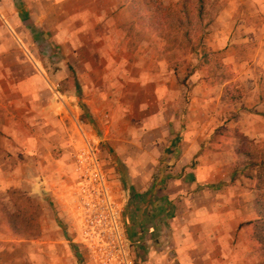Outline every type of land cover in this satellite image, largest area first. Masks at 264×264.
<instances>
[{"label": "crops", "instance_id": "crops-1", "mask_svg": "<svg viewBox=\"0 0 264 264\" xmlns=\"http://www.w3.org/2000/svg\"><path fill=\"white\" fill-rule=\"evenodd\" d=\"M136 1L0 0V193L46 191L63 208L72 157L88 142L106 167L107 151L125 162L130 183L118 205L138 262L264 264L249 178L250 162L261 159L246 158L239 143L216 144L224 126L264 152V0H216L205 44L226 55L214 71L232 65L243 97L225 104L227 83L197 72L187 82L195 98L186 115L171 65L180 51L135 22ZM197 57L202 72L208 66ZM231 152L240 161L223 174L217 161ZM115 168L107 169L112 198ZM69 243L18 235L0 214V264H78Z\"/></svg>", "mask_w": 264, "mask_h": 264}, {"label": "rangeland", "instance_id": "rangeland-1", "mask_svg": "<svg viewBox=\"0 0 264 264\" xmlns=\"http://www.w3.org/2000/svg\"><path fill=\"white\" fill-rule=\"evenodd\" d=\"M217 5L221 6L220 3ZM179 53H174L171 56V65L172 68L175 69L176 74V80L178 85H183L184 92L181 95L179 91H176V98L175 102L177 104V108L180 110L185 107V110H182V114L186 115L187 107L189 103H193L195 95L194 93L190 94V91L192 88H190V83H187L189 80V76L192 74H195L197 72L199 73L200 79H204L205 76H207V81L209 84H213L215 82H219L220 79L223 80L224 83H227L224 88L223 94V102L225 104H229L230 98H242L243 97V88L240 87L241 82L239 80H236V75L233 72L232 65H228V69L224 70L223 72L216 75L215 71L212 70L209 67H205V70H202L201 72V60H198L197 54L198 53H192V54H186L183 49H179ZM220 59L226 57L224 54L218 55ZM184 57H186L184 59ZM223 61V60H222ZM236 80V81H235ZM187 89V92H186ZM219 91V90H218ZM185 95V96H184ZM218 96H220V92H218ZM232 129H229V131ZM229 131L225 129L224 126H220L217 130L219 134H221L222 138L224 139L223 142L216 143L218 146L222 144V146L225 148L230 147H237L236 145H241L240 142L233 137V135L229 134ZM231 132V131H230ZM233 138L236 139V141H233ZM126 146V145H125ZM102 148L100 147V150ZM103 150V149H102ZM237 152V149H236ZM102 153V151H101ZM234 153H227L223 158L217 163L224 164L223 166V174L224 173H232V170L236 167L235 163H237L240 160H237L236 162L233 161L235 156ZM75 155V154H74ZM236 153V157H237ZM1 158V155H0ZM100 166L102 169V172L104 174L106 183L110 185V178L108 177L107 169L110 170L115 165L117 168L115 170H118V188L116 189L117 192L114 193V197L112 200L116 198L117 204L118 200H120V197L122 194V189L125 187L127 188V183H130L129 177L127 174L122 171L124 168V163L120 161L116 156L115 153L108 152L107 151V167L101 163V158L98 156ZM104 158V157H102ZM241 159V158H239ZM104 160V159H103ZM207 160H212L211 157H208ZM73 161V170L71 175V185L68 187V201H66V204H63V208L61 206H56L53 202V197L48 194V192L44 191L41 193V196H30L28 193V197L31 198L33 203L29 204L26 201V197H21L19 195H16L11 198L7 193H0V214L4 217L2 212V205H7L10 211H14L13 209V202H17L22 206H25L29 212L36 217V222L33 225V228L31 232H29V236H31L32 239H39V240H45L47 239L49 242H56L59 240H65L66 242H70L69 249L71 250V256L70 260L72 262H77L78 264H97L94 260L93 251L91 250L92 242L89 239V237L85 234L86 231L90 230V225L87 222L86 218V212L83 210V200L85 201V194H84V188L90 183L86 181V176L84 171L79 172L76 169V161L74 156L72 157ZM105 161V160H104ZM241 163V162H239ZM133 164V162L131 163ZM194 164V162H193ZM219 164L217 166H219ZM234 164V165H233ZM134 165V164H133ZM112 166V167H111ZM220 173L218 174H222ZM119 189V190H118ZM112 192V191H111ZM131 195H133V192H130ZM10 197V198H9ZM112 197V193H111ZM115 201V200H114ZM116 203V202H115ZM45 232H47L45 234ZM262 250V249H261ZM69 262V261H68Z\"/></svg>", "mask_w": 264, "mask_h": 264}, {"label": "trees", "instance_id": "trees-1", "mask_svg": "<svg viewBox=\"0 0 264 264\" xmlns=\"http://www.w3.org/2000/svg\"><path fill=\"white\" fill-rule=\"evenodd\" d=\"M218 1L212 0H179L176 3L164 4L160 0H137L131 5L135 22L152 29L166 43V50L183 49L186 54L202 53V62L212 70L224 69V64L218 53L211 51L205 44L208 30L215 20L213 9L217 8ZM239 98H230L235 101ZM241 149L245 157L251 161L260 160L259 163L250 162L251 168H256L255 175L250 174L251 180H256V205L261 219L251 223L255 241L264 250V152L252 149L253 144L242 135H238ZM242 151V152H244ZM9 196L26 197L31 204L33 201L27 194L18 191H8ZM10 198V197H9ZM14 211L7 205H2V212L11 229L18 235H28L36 222L35 215L17 202L12 204Z\"/></svg>", "mask_w": 264, "mask_h": 264}, {"label": "built area", "instance_id": "built-area-1", "mask_svg": "<svg viewBox=\"0 0 264 264\" xmlns=\"http://www.w3.org/2000/svg\"><path fill=\"white\" fill-rule=\"evenodd\" d=\"M74 158L77 171H84L86 181L90 182L83 191V210L90 225L85 234L92 242L94 260L97 264H142L135 259L123 231L122 212L112 200L95 147L86 142Z\"/></svg>", "mask_w": 264, "mask_h": 264}]
</instances>
